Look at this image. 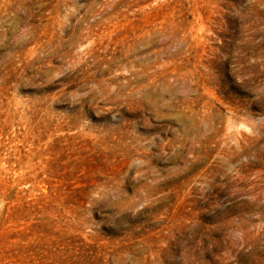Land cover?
Masks as SVG:
<instances>
[{
	"label": "rangeland",
	"instance_id": "obj_1",
	"mask_svg": "<svg viewBox=\"0 0 264 264\" xmlns=\"http://www.w3.org/2000/svg\"><path fill=\"white\" fill-rule=\"evenodd\" d=\"M0 264H264V0H0Z\"/></svg>",
	"mask_w": 264,
	"mask_h": 264
}]
</instances>
